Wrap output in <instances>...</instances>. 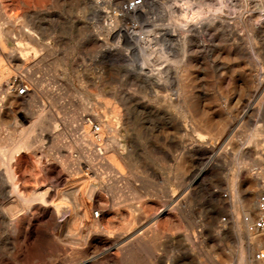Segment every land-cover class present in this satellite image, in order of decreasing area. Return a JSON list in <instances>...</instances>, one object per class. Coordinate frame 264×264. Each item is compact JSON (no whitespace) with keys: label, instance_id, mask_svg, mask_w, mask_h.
<instances>
[{"label":"rangeland","instance_id":"1","mask_svg":"<svg viewBox=\"0 0 264 264\" xmlns=\"http://www.w3.org/2000/svg\"><path fill=\"white\" fill-rule=\"evenodd\" d=\"M133 1L147 5L0 0V264L249 258L235 225L263 185L264 146L250 136L263 123L264 0H155L145 18L126 12ZM19 83L30 91L14 107ZM90 123L101 127L95 162ZM91 190L99 226L77 214Z\"/></svg>","mask_w":264,"mask_h":264},{"label":"bare ground","instance_id":"2","mask_svg":"<svg viewBox=\"0 0 264 264\" xmlns=\"http://www.w3.org/2000/svg\"><path fill=\"white\" fill-rule=\"evenodd\" d=\"M122 1H124V0H122ZM213 1V0H212ZM220 1V0H219ZM224 1V0H223ZM145 2H147V5L146 6H141L140 7V5L139 4H137L136 3V1H133L130 5H128V7L126 8V12L129 14V15H132L133 17H140V18H145L146 16H147V11H146V8H149V7H151V6H153L154 4H155V0H146ZM228 2V1H227ZM218 3V2H217ZM231 3V2H230ZM215 4V3H214ZM213 5V4H212ZM216 5V4H215ZM214 5V6H215ZM224 5V4H223ZM228 5H230L229 3H228ZM213 6V7H214ZM108 8V7H107ZM215 8V7H214ZM217 9L219 8V7H216ZM220 9V8H219ZM227 10V9H226ZM225 10V11H226ZM150 11V10H149ZM213 11H215L216 13H217V11L216 10H213ZM222 11V10H221ZM92 12V11H91ZM219 12V11H218ZM149 13V12H148ZM219 14V13H218ZM220 14H221V12H220ZM213 17H215L216 16V18H218V16L219 15H217V14H215V13H213ZM221 16H223L222 14L220 15V17ZM224 17V16H223ZM211 18V17H210ZM214 19V18H213ZM222 21H223V19H221ZM212 21V20H211ZM215 20H213V22H214ZM218 21V20H217ZM220 22V21H219ZM224 22H226V21H224ZM213 24V23H212ZM211 25V24H210ZM223 26V25H222ZM223 29V28H222ZM27 34H28V37L30 36L31 37V33L29 32V31H25ZM127 32V31H126ZM2 34H3V31H2V29L0 28V57H8V54H7V48H6V45H5V43L3 42V40H2ZM126 34H128V33H126ZM27 36V35H26ZM126 36H128V35H126ZM136 37H137V35H136ZM135 37V38H136ZM130 39V38H129ZM31 40V39H30ZM131 40H133V39H131ZM28 41V40H27ZM10 55H12V54H10ZM10 59H12V58H10ZM13 61V60H12ZM34 66V65H33ZM151 72V71H150ZM30 74H31V72H30ZM19 77V76H18ZM21 82V81H20ZM20 84V83H19ZM36 85H38V84H36ZM22 88H24V94H21V92H20V90L22 89ZM3 89V88H2ZM30 91V88H29V86H28V84H26V83H21L20 85H19V88L17 89V91H16V94H17V98H13L12 99V101H11V106H14L15 104H17L18 103V105H22L23 104V97L24 96H26L27 94H29L28 92ZM7 96V95H6ZM16 96V95H15ZM28 96V95H27ZM30 96H32V94L30 95ZM33 97V103L34 104H36L37 103V100L39 99L38 98V95H37V93L35 92L34 93V96H32ZM26 98V97H25ZM20 103V104H19ZM32 103V102H31ZM34 104L33 105H30V107L31 108H33V106H34ZM190 104V103H189ZM189 106V105H188ZM14 107H16V106H14ZM33 110V109H32ZM116 111H117V109H116ZM30 112V111H29ZM37 112V111H36ZM44 112V111H43ZM33 114H34V112H33ZM44 114V113H43ZM106 118V117H105ZM38 119V118H37ZM40 120V119H39ZM259 120L260 121H262L263 123L261 124V125H257V127L254 129V131L252 132V134H251V136H250V138H251V141H253L254 143H255V145L256 146H264V141H263V139H260V137H262L263 135H264V110L260 113V116H259ZM1 122H2V110H1V100H0V127H1ZM37 122V121H36ZM38 123H39V121H38ZM46 124H48V125H46ZM103 124V123H102ZM41 128H46V127H48V128H50V127H53L52 126V120L49 122V123H47V121L45 120L44 121V123H43V121L41 122V126H40ZM39 127V128H40ZM87 128H90V129H86V133H85V146L87 145V147H85V149H87V151H85L84 153H85V155L87 154V160L88 161H94L96 158L95 157H97V156H99V155H101V154H104V153H102L101 151V149L100 150H95V147L97 146V136H99L100 135V133H101V128H100V131L99 132H96L94 129H93V125H92V123H90V124H88L87 126H86ZM52 129V128H51ZM244 136V135H243ZM100 137V136H99ZM245 138V137H244ZM100 139V138H99ZM245 139H247V137L245 138ZM54 140V139H53ZM84 142V141H83ZM112 144L115 142L114 140H113V138L111 139V141H110ZM110 143V144H111ZM32 145V144H31ZM109 146V145H108ZM54 147L55 148H59L60 147V142H55L54 143ZM107 151V150H106ZM105 151V152H106ZM107 153V152H106ZM240 154H242V152L240 153V152H238L237 153V156L238 157H240ZM245 156V155H244ZM69 157V156H68ZM100 157V156H99ZM72 158V157H71ZM107 158V157H106ZM106 158H104L106 161H108ZM11 159H13V157L11 158ZM69 159V158H68ZM100 159V158H99ZM126 159V158H125ZM237 159V158H236ZM239 160V163H240V159H241V157L240 158H238ZM243 159V158H242ZM10 161V160H9ZM13 161V160H12ZM74 161V160H73ZM87 161V162H88ZM116 161V160H115ZM123 161V160H122ZM67 162V161H66ZM80 162V161H79ZM86 162V163H87ZM95 162V161H94ZM97 162V161H96ZM234 162V161H233ZM237 162V161H236ZM63 163V162H62ZM69 163H71V161L69 162ZM84 163V162H83ZM93 163V162H92ZM106 163V162H105ZM104 163V164H105ZM246 163V162H245ZM76 164V163H75ZM74 164V165H75ZM80 164V163H79ZM89 164H91L90 162H89ZM94 164V163H93ZM108 164L112 167V168H115V166L110 162V161H108ZM246 164H248V163H246ZM245 164V165H246ZM264 164V163H263ZM95 165V164H94ZM8 166H9V164H8ZM89 166V165H88ZM87 166V167H88ZM88 168H90V169H92V170H94V168H92V165L91 166H89ZM96 168H98V167H96ZM5 169V168H4ZM97 170V169H96ZM95 171V170H94ZM1 174H2V171H1V143H0V199H1ZM260 174V173H259ZM5 175V177H7L8 178V182H9V187L10 188H12L13 189V193H14V196H15V194H16V192H17V183H16V181H15V177H14V173L11 171V170H8V172L6 171V173L4 174ZM244 178V177H243ZM260 178H262L263 179V185H262V187L260 188V189H255V190H253L252 191V195H251V199L248 201V203L247 204H245L244 206H243V208H242V212H241V215H242V225L240 224V223H237L236 225H235V234H236V243H237V248H238V250H244V249H247L248 251H249V258H240V259H234L233 261H234V263L235 264H264V258H262V256H260V255H257V254H253V245H255V246H257V247H264V236L262 237V238H260V235H262V234H258V232L257 231H254L252 228H253V226H254V223H253V220H254V218L256 217V215H257V212H259L258 211V208H257V199L259 198V197H261V194L263 195L264 194V173H261L260 174ZM261 179V180H262ZM80 181H81V179H80ZM244 181V180H243ZM76 182V181H75ZM247 182H249V183H251V182H253L254 183V185L257 187V186H260L261 184L259 183V179H257V178H254L253 176H250L249 178H247ZM3 184V183H2ZM248 186H249V184H248ZM247 186V187H248ZM244 187V186H243ZM245 187H246V185H245ZM233 188H234V186H233ZM237 188V187H236ZM245 190V189H244ZM246 191V190H245ZM7 192V191H6ZM247 192V191H246ZM96 194H97V191L96 190H91L90 191V197H91V200L93 201V203L91 204V205H89V206H84V210L83 211H78V216L80 217V218H84V219H87V220H89L90 219V217H91V214H92V225L93 226H99V218L101 217V214H100V212H98V216L96 217V215H95V209L97 208V206H98V202H95L94 200H95V197H96ZM12 195V194H11ZM82 197V196H81ZM241 198V197H240ZM240 200V199H239ZM101 201V200H100ZM103 202V201H102ZM12 203V202H11ZM101 203V202H100ZM9 209V208H8ZM44 211V210H43ZM28 212V211H27ZM18 213H19V211H18ZM20 214V213H19ZM26 214V213H25ZM41 215V214H40ZM258 216H259V214H258ZM103 217V216H102ZM28 219V218H27ZM41 219V218H40ZM24 220V219H23ZM42 220V219H41ZM48 220V219H47ZM239 221H240V219H239ZM22 222V221H21ZM236 222V221H235ZM255 222V221H254ZM129 223V222H128ZM130 224H132V223H130ZM250 224V225H249ZM20 225V224H19ZM101 225V224H100ZM90 227V226H89ZM29 228V227H28ZM93 228V227H92ZM96 228V227H95ZM101 228V227H100ZM125 228V227H124ZM98 228H96V230H97ZM126 229V228H125ZM100 231V230H99ZM101 231H102V229H101ZM165 232V231H164ZM104 233V232H103ZM93 234V233H92ZM154 234V233H153ZM251 234H255V235H257V236H255V237H253ZM156 236V235H155ZM173 236V235H172ZM257 237V238H256ZM100 239H102L101 237H100ZM90 240V239H89ZM108 240V239H107ZM91 241V240H90ZM104 241V240H103ZM140 241V240H139ZM142 241V240H141ZM147 241H149V240H147ZM94 242H95V240H94ZM102 242V241H101ZM108 242V241H107ZM138 243H140V242H138ZM149 243H151V242H149ZM148 243V244H149ZM147 244V245H148ZM154 244V243H153ZM94 245H96V244H94ZM101 245V244H100ZM105 245V244H104ZM141 245V244H140ZM151 245V244H150ZM155 245V244H154ZM93 247V246H92ZM91 247V248H92ZM150 248H152V247H150ZM147 249V248H146ZM154 249V248H153ZM133 250V249H132ZM147 250H149V249H147ZM152 250V249H151ZM130 251V250H129ZM245 251V250H244ZM89 252V251H88ZM127 252V251H126ZM125 252V253H126ZM247 252V251H246ZM81 253V252H80ZM124 253V254H125ZM245 253V252H244ZM123 254V255H124ZM136 254V253H135ZM234 254V253H233ZM241 254V253H240ZM247 254V253H246ZM80 256H81V254H80ZM209 256V255H208ZM213 256H215V255H212V257ZM224 256V255H223ZM124 257V256H123ZM131 257H132V255H131ZM210 257V256H209ZM245 257V256H244ZM132 258H135L134 256L132 257ZM137 258V257H136ZM234 258V257H233ZM253 258V259H252ZM213 259V258H212ZM127 260V259H126ZM135 260V259H134ZM121 261V260H120ZM119 261V262H120ZM230 261V259L228 258V257H225L224 256V260H220V261H218V259L217 260H214L213 262L215 263V264H227L228 262ZM92 262V261H91ZM114 261H112V263H113ZM135 262H137V261H135ZM147 263V262H146ZM120 264V263H119ZM131 264V263H130ZM139 264H141L140 262H139Z\"/></svg>","mask_w":264,"mask_h":264},{"label":"built area","instance_id":"3","mask_svg":"<svg viewBox=\"0 0 264 264\" xmlns=\"http://www.w3.org/2000/svg\"><path fill=\"white\" fill-rule=\"evenodd\" d=\"M136 3L139 4L140 2L139 3L136 2ZM20 92L21 94H24V88H22ZM92 125H93V129L96 132L100 131V128H101L100 125L98 124H92ZM258 211H259V216L255 220L254 226L252 229L264 235V197H262V199L258 202ZM259 255L262 256V258H264V252H261Z\"/></svg>","mask_w":264,"mask_h":264}]
</instances>
